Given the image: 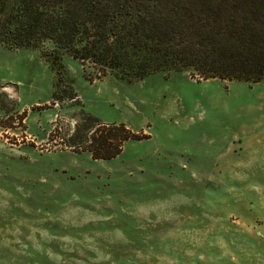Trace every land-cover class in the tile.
<instances>
[{"label":"rangeland","instance_id":"374dc122","mask_svg":"<svg viewBox=\"0 0 264 264\" xmlns=\"http://www.w3.org/2000/svg\"><path fill=\"white\" fill-rule=\"evenodd\" d=\"M73 15L78 35L66 26L34 46L0 42V264H264V77L204 79L173 65L123 80L82 50L119 46L97 36L112 25ZM94 120L135 139L93 160Z\"/></svg>","mask_w":264,"mask_h":264},{"label":"trees","instance_id":"16d2710c","mask_svg":"<svg viewBox=\"0 0 264 264\" xmlns=\"http://www.w3.org/2000/svg\"><path fill=\"white\" fill-rule=\"evenodd\" d=\"M40 1L0 0V12L8 19L0 23L1 43L12 47L34 46L43 39L56 40L65 34L66 26L72 27L68 35L75 36L79 24L73 13L82 8L91 26L101 19L112 25L107 32L97 33L100 41L107 37V41L115 38L120 43L103 46L92 41L91 47H82L85 56L96 63L108 60L109 67L123 80L141 79L173 65L188 68L191 74L204 79L256 83L264 77V0H182L186 6L181 8H173L163 0L159 7H142L143 10L137 7L143 6V0H134L135 3L123 0L125 6L120 8L110 5L112 0H59L58 4L65 7L43 10L45 14L38 12ZM203 2L205 6H200ZM29 9L38 12L40 20L33 22L27 14ZM14 10L19 20L12 21ZM86 35L84 28L79 40L87 38ZM64 47L72 50L69 39ZM135 50L146 52L148 60H141ZM128 51L137 63L133 69L122 62L128 59ZM91 127L94 131L84 149L93 160H111L121 153L125 142L135 139L123 124L105 125L94 120ZM79 131L71 139L72 146L77 138L81 140Z\"/></svg>","mask_w":264,"mask_h":264}]
</instances>
